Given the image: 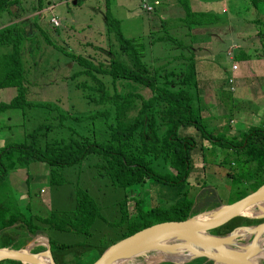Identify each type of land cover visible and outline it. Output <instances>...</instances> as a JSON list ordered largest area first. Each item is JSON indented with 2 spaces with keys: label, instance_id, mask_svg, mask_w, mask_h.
<instances>
[{
  "label": "trees",
  "instance_id": "1",
  "mask_svg": "<svg viewBox=\"0 0 264 264\" xmlns=\"http://www.w3.org/2000/svg\"><path fill=\"white\" fill-rule=\"evenodd\" d=\"M174 1L176 5L173 10L182 15L177 28L173 30L169 27V21L159 20V34L152 37L149 44L172 45L178 53L166 56L153 65L145 62L140 42L123 36L119 21L111 17L107 5L104 12L110 56L107 65H95L92 58L65 51L53 42L48 31L40 30L33 19L31 23L39 31L38 35L25 32L27 23L24 22L10 23L0 29V89H15V96L8 103H0V115L8 110H16L21 112L24 122L27 110L32 106L38 107L26 101L22 55L32 46L37 48L34 42L39 37L47 46L61 50L77 65L78 69L68 79L80 91L82 98L98 109L88 116L53 114L54 122L46 119L31 131H25L21 142H12L0 148V249L17 252L31 237L41 236L47 241L54 264H86L76 259L82 257L89 247L79 243L56 244L47 238L46 233L65 232L85 238L100 234L98 226L102 222V208L92 199L88 189H77L72 208L54 209L47 215L32 209L29 191L24 196L28 202H22L18 192L9 187L7 176L9 172L26 169L30 164H36L42 174L47 173V182L52 186L60 183L55 179L58 169L76 166L92 155L99 159L100 166L97 168L100 178H106L115 188L126 190L138 186L141 193L144 189L150 191L152 185L158 189L162 185L182 188L175 194L176 202L166 207L156 205L144 209L142 199L125 196L117 205L121 211L118 224L127 222L125 230L108 240L106 246L95 248L96 258L92 264L106 247L134 232L166 221L184 222L198 215L193 213L195 201L188 198L186 187L192 167L189 152L196 142L192 137H180L179 131L190 126L199 130L213 144L216 142L221 147H227L229 142L222 140V136L208 134L202 125L199 105L195 107L193 104L195 56L178 31L184 30L185 36L191 37L193 27L213 25L217 18L209 13L191 12L188 0ZM250 2L254 8L258 4L264 5V0ZM16 4L18 0H0V13ZM48 4L45 0H34L30 5L32 17ZM259 24V53L264 55V24ZM26 43L31 46L25 47ZM32 51L36 50L33 48ZM41 107L47 111L55 108L47 105ZM72 122L76 125H72ZM236 150L237 153L245 152L248 157L245 161L255 164L254 175L262 180L263 185L264 127L248 129ZM129 202H133L134 214L128 210ZM262 223L264 220L250 221L238 217L210 232V235L224 237L237 228H253ZM42 250L41 246L35 247L31 253ZM199 260L205 261L197 259L187 264H198ZM0 264L18 263L4 261Z\"/></svg>",
  "mask_w": 264,
  "mask_h": 264
},
{
  "label": "rangeland",
  "instance_id": "2",
  "mask_svg": "<svg viewBox=\"0 0 264 264\" xmlns=\"http://www.w3.org/2000/svg\"><path fill=\"white\" fill-rule=\"evenodd\" d=\"M45 1L49 4L39 14H34L35 17L33 18L30 5L34 0H18V5L10 6L5 12L0 13V28L7 25V22L17 15L19 18L16 17L14 20H19V23H27L25 27L29 35H38L39 31L35 30L31 23L33 19L39 29L48 31L53 38V42L65 51L92 58L95 65L101 63L107 65L110 59L104 24V12L107 5L111 17L119 21V29H121L123 36L141 43L145 62L147 61L151 65L157 64V61L166 56L178 53L176 48L171 47L172 45L149 44L152 37L155 38L154 36L159 34L157 30L159 22L154 24L151 22L156 17L155 14L153 12L146 13L140 7L143 2L150 3L149 0ZM237 3V8L231 10L234 15L236 14L237 19H244L239 23L241 30L250 29L253 32L256 29L260 30L255 24H250V21L264 24V5L258 4V7L254 8L250 5V0ZM13 14L16 15L13 16ZM50 18H54L58 23V26L54 29L49 23ZM232 19L235 21V18ZM150 22L152 25H150ZM227 26L229 25L227 24ZM169 32L175 35L173 30ZM183 32L182 30L178 31L180 34ZM25 45V47L31 46L29 43ZM34 45L37 48L30 47L31 50L23 52L22 57L24 59L26 101L31 105H38V107L32 106L27 110L24 122L21 112L16 110H8L0 115V148L9 143L12 144V142H21L25 131H31L44 123L46 119L54 122L55 116L53 114L88 116L98 110L93 104H89L82 98L80 91L76 90L73 83L68 79L70 74L78 69L77 65L70 61L61 50L47 46L40 37L35 40ZM33 48L36 51H32ZM223 48L225 49V45H223ZM14 96L15 89H0V103H8ZM44 105L50 106L51 109L55 108L47 111L41 107ZM240 105L238 110L235 113L233 112L236 116L234 125L240 121L241 123L238 126L246 129V123L243 121L245 119H250L248 123L250 127L264 125V112L261 110L263 105L260 103L256 105L242 103ZM250 113L257 116L250 117ZM7 117L11 119L6 120ZM200 117L205 131L215 137L218 134L213 129L217 122L216 117L211 115V119H208L209 116L204 114ZM72 125L75 126L76 124L72 122ZM188 135L198 144L192 152L190 151L193 168L190 169L189 176L192 174L193 177H188L187 181L193 180V183H187V186L192 187L191 193L194 196L199 193V187L204 186V192L195 204L194 214L200 215L215 210L214 208L218 205L233 204L262 186V180L254 175L255 164L245 161V159H248L245 152L240 151L231 154L229 151L226 153L225 148L216 153L212 150L213 144L211 141H208L206 137L204 138L199 130L190 126L181 128L179 136L185 137ZM222 137V140L226 142L237 140L236 136L225 135ZM201 158L204 160L203 162ZM215 159L219 161L218 164L213 161ZM257 161L255 160V162ZM98 166H100L99 159L96 156L89 155L76 166L58 169L55 179L60 183L56 182L52 186L47 182V173L42 174L36 164H30L26 169L11 171L7 176L9 187L18 192V197L21 198L22 202H28L24 196H27L26 194L29 191L32 209L39 211L42 215H47L54 209L68 210L72 208L75 204L77 189H88L92 199L102 208V222L100 221L98 226L100 234H95L93 238H85L81 235H72L65 232L51 231L46 233L47 238H50L56 244L72 245L79 243L89 247L82 257L76 259V261L86 264H92L96 258L95 248L97 246H106L108 240L117 237L125 230L127 222L118 224L121 219V211L117 206L119 202L124 200L125 196L142 199L141 204L144 205V209H147L149 206L166 207L175 203V194L182 190V188L170 187L169 185H162L159 189L152 185L150 191L144 189L142 193L138 186L126 190L115 188L109 184L106 178H100ZM15 179H18L17 182L14 181ZM26 180L27 184L25 183ZM128 210L130 214H134L133 202L128 203ZM207 234L210 235V232ZM250 240L249 236L241 234L230 248L237 249L240 246H247ZM39 246L44 249L47 246V241L44 237L35 236L26 241L25 246L19 251L34 254L31 253V250ZM260 250L262 257L258 262L264 264L263 242ZM160 260L162 259L155 252H149L121 261V264L163 263ZM198 262L200 264L205 263L201 260Z\"/></svg>",
  "mask_w": 264,
  "mask_h": 264
},
{
  "label": "crops",
  "instance_id": "3",
  "mask_svg": "<svg viewBox=\"0 0 264 264\" xmlns=\"http://www.w3.org/2000/svg\"><path fill=\"white\" fill-rule=\"evenodd\" d=\"M149 1L150 3H147V5L150 6H152V2H158V5L154 7L152 11L156 16L151 20L153 24L159 22V20H163L169 21V27L173 28V30L177 28L178 19H180L182 15L173 10V7L176 5L174 0ZM240 1L243 0H188L191 12L212 14L217 18V22L205 27H193L192 36H189L191 38L190 40L188 35L185 36L184 30H182L184 32L181 33L183 42L186 46H191V51L195 56L196 87L194 90V102L192 100L193 104L195 107L199 105L198 109L201 111L200 115H207L209 116L208 119H211V115L216 117L217 122L213 129L218 134H216L215 137L226 135L236 136L237 139L234 142H229V146L227 147H221V144L216 142L215 144L212 143V150L216 153L226 148V153L229 151L231 154H236V147L243 139L245 132H247L248 129H259L260 127H250L248 124L250 119L243 120L246 123V129H242V127L238 126L239 123H241L240 121L234 125L236 123V116L233 112L235 113L238 110L241 106L240 104L248 103L256 105L260 103L263 105L261 110L264 112V55H262L261 52L259 53L261 49L260 39L257 35L259 29H256L254 32L250 31V29L246 31L241 30V25H239V23L244 19H237L235 16L236 14L234 15L231 10L235 7L237 8V2ZM250 5L253 7L251 3ZM261 6L263 5L261 4ZM14 15L16 14H13V16ZM14 18L16 17L9 20L7 24H18L19 20H14ZM17 18L19 17L17 16ZM232 18H235V21ZM151 22L150 25H152ZM227 24L229 26H227ZM250 24H255V26L260 28L257 21H250ZM4 27L5 26L0 29ZM157 30H160V27L157 28ZM25 32H27L26 27ZM223 45H225V49ZM233 66L236 67L235 70H233ZM228 80H231V84H228ZM5 89L14 90V88ZM229 89L233 91L230 92ZM211 111L213 112L211 113ZM256 116V114L254 116L253 113H250V117ZM7 119L10 120L11 118L7 117L6 120ZM234 126H236V128H234ZM261 127H264V125ZM186 137L191 136L188 135ZM193 149L190 151L192 152ZM190 161L192 169L193 160L191 159V155ZM203 161L202 159V162ZM213 161L215 164L219 163L217 159ZM188 177L191 178L193 175H188ZM195 179H197V177H195ZM17 180L18 179H15L14 181L17 182ZM28 180L30 181L29 178ZM187 180V183H193V180ZM187 188L188 198L193 199L196 204V202L200 200L202 192H204V186L199 187V193L195 196L191 193L192 187L187 186ZM218 207L222 206L218 205L214 209ZM252 217H254V215H252ZM247 220L261 221L264 220V218L261 220Z\"/></svg>",
  "mask_w": 264,
  "mask_h": 264
},
{
  "label": "water",
  "instance_id": "4",
  "mask_svg": "<svg viewBox=\"0 0 264 264\" xmlns=\"http://www.w3.org/2000/svg\"><path fill=\"white\" fill-rule=\"evenodd\" d=\"M255 210L254 217L241 212ZM264 184L252 194L237 202L219 207L204 214L196 215L184 222H162L134 232L106 247L94 264H114L148 252L161 251L182 255L178 262L186 264L195 259H205L213 264H253L257 247L264 243V223L253 228L241 227L224 237L208 235L238 217L261 220L264 218ZM204 215L207 219H202ZM241 234L251 238L246 246L231 249ZM172 242V244H171ZM44 260L46 263H43ZM18 264H54L48 245L43 251L30 254L25 251L12 252L0 249V262ZM175 264L166 259L160 262ZM258 264V262L256 263Z\"/></svg>",
  "mask_w": 264,
  "mask_h": 264
},
{
  "label": "bare ground",
  "instance_id": "5",
  "mask_svg": "<svg viewBox=\"0 0 264 264\" xmlns=\"http://www.w3.org/2000/svg\"><path fill=\"white\" fill-rule=\"evenodd\" d=\"M241 213L243 215L247 216V217H252V215L255 216L257 214V212L255 210H253V209H251V210L250 209L249 210H244ZM202 219H207V216L204 215V217H202ZM259 248H260V246L257 247V252H256L255 259L252 261L253 264H256L259 260H261L262 252H261V250ZM155 254L156 255H159V258L166 259L167 261H171L172 263H175V264H180V262H178V259H180L182 257V255H180V254H178V255H172V254H168V253L161 252V251H156ZM121 261H125V260H119V261H117L114 264H121L122 263ZM42 262L43 263H46L44 260H42ZM154 262H156V261H154ZM258 264H259V262H258Z\"/></svg>",
  "mask_w": 264,
  "mask_h": 264
},
{
  "label": "built area",
  "instance_id": "6",
  "mask_svg": "<svg viewBox=\"0 0 264 264\" xmlns=\"http://www.w3.org/2000/svg\"><path fill=\"white\" fill-rule=\"evenodd\" d=\"M158 5V2H152V6H150V5H147V3L146 2H143V3H141V9L144 11V12H146V13H150V12H152L153 11V9H154V7H156ZM49 23L53 26V27H57L58 26V23H57V21L54 19V18H50L49 19ZM236 69V67L235 66H233V70H235ZM228 84H231V80H228ZM229 91L230 92H232L233 90L232 89H229ZM42 192V191H41Z\"/></svg>",
  "mask_w": 264,
  "mask_h": 264
},
{
  "label": "flooded vegetation",
  "instance_id": "7",
  "mask_svg": "<svg viewBox=\"0 0 264 264\" xmlns=\"http://www.w3.org/2000/svg\"><path fill=\"white\" fill-rule=\"evenodd\" d=\"M207 262H210V261L205 260V264H206ZM211 264H213V263L211 262Z\"/></svg>",
  "mask_w": 264,
  "mask_h": 264
}]
</instances>
